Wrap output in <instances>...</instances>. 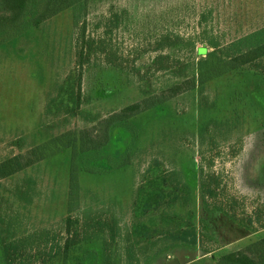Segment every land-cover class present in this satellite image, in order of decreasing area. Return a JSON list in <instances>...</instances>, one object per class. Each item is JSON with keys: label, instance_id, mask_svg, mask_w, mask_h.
I'll return each mask as SVG.
<instances>
[{"label": "rangeland", "instance_id": "rangeland-1", "mask_svg": "<svg viewBox=\"0 0 264 264\" xmlns=\"http://www.w3.org/2000/svg\"><path fill=\"white\" fill-rule=\"evenodd\" d=\"M29 22L0 33V161L32 147L41 158L0 181V264L3 241L16 243L11 264H63L65 257L73 264L81 254L85 264H166L172 258L179 264H218L222 255L237 251L262 258L257 242L264 237V76L244 68L204 85L205 117L220 122L212 151V122L199 144L198 87L183 82L205 57L199 48L209 52L212 44L224 47L264 28V0H87L76 13L65 8L36 27ZM82 32L102 50L82 66L81 114L46 117L56 86L77 71ZM172 84H180L176 94L167 92ZM136 103L138 143L120 158L130 135L101 121ZM93 126L107 131V152L117 161L94 164L89 172L75 165L79 155L74 157L71 144L77 140L79 147L82 131ZM201 152L214 155L212 170L221 174L230 196L219 200L238 220L251 218L253 229L218 215L208 219L199 245L152 255L166 210L144 202L152 180L169 169L179 171L192 190L186 208L200 216ZM72 170L75 198L69 190ZM68 231L72 243L65 256Z\"/></svg>", "mask_w": 264, "mask_h": 264}, {"label": "trees", "instance_id": "trees-1", "mask_svg": "<svg viewBox=\"0 0 264 264\" xmlns=\"http://www.w3.org/2000/svg\"><path fill=\"white\" fill-rule=\"evenodd\" d=\"M87 0H0V33L6 26L13 24L17 25L20 21H30L32 27H36L41 22L45 21L50 16L56 14L65 8L72 9L75 13L82 10L86 6ZM79 7V9H78ZM76 19L80 16L75 14ZM74 16V17H75ZM11 36V35H10ZM10 38V37H9ZM8 38V40H9ZM81 45L78 51V61L76 73L72 72L66 76L57 86L52 97L46 101L44 114L46 117L58 119L76 113L80 110L81 105V77L82 66L86 62V58L93 52L102 50L97 45L95 39H84V33L81 35ZM198 53L205 54V57L199 59L196 67V72L192 73L190 78L184 80L183 84H191L190 88L194 89L197 85L199 94V107L201 108V116L198 125V138L200 146L207 140L206 135L210 131L208 122H212L214 127L210 142V151L212 146H217L215 137L219 133L220 122L214 119L208 120L205 117L204 108L207 106V98L202 95L204 85L210 80L232 70H241L244 68H253L255 72L261 73L264 76V28L251 32L241 38L231 41L226 46L218 47L212 44V50L206 52L205 47L198 49ZM180 84H172L167 87V92L176 94L179 92ZM153 99V98H152ZM140 104H131L121 108L120 110L111 113L107 119L101 122L104 126L120 128L130 135L127 152L119 155L120 158L128 157L130 149L138 143V124L135 120L140 113ZM80 112V111H79ZM81 114V112H80ZM78 147L77 140L71 144V149L74 152L75 165L81 169L91 171L94 164L105 163L107 165L115 164L116 157L107 152L109 145V134L106 130L100 131L95 126L90 127L87 131H82V139ZM202 163L199 167L197 195L200 200V216L191 208H186L192 203V190L190 186L180 178V172L176 169H169L162 176H156L152 180L151 190L148 196L144 198L147 204L153 202L155 207L163 204L166 207L160 215V220L165 225L162 234L155 237L151 245L154 247L152 255H157L161 252L168 251L173 248H191L199 245L201 233L208 231V219L215 218L221 215L228 220L237 223L239 227L251 231L252 220L249 218L247 223L238 220L230 211L226 209L223 201L219 200L222 194L229 199L225 193L223 186V178L221 174L212 170L214 155L205 156L202 152ZM41 158L38 155V149L35 147L29 148L26 151H21L2 161H0V181L7 179L19 172H22L27 167L33 165ZM154 166H151L152 168ZM78 168V167H77ZM147 169L149 172L151 169ZM76 170V167L73 169ZM73 170L70 174V198L76 197L77 183ZM154 174V171L152 172ZM227 195V196H225ZM173 206L184 208V213L176 212L172 209ZM91 224H86V229L91 228ZM99 227V224L93 225V229ZM96 230V229H95ZM204 235V236H205ZM65 244V256L67 249L72 243L69 236ZM87 238V236H86ZM71 241V242H70ZM264 249V237L257 242ZM14 241H3L1 244L2 258L5 264H11L13 257L9 258L10 251L15 249ZM150 247L147 248L149 250ZM90 254V250H86ZM129 256V255H128ZM127 259L131 262L132 256ZM257 257L253 253L237 251L227 253L219 258L218 264H264V256ZM73 264H85L84 254L75 255L72 258ZM68 260L65 257L63 264H67Z\"/></svg>", "mask_w": 264, "mask_h": 264}, {"label": "water", "instance_id": "water-1", "mask_svg": "<svg viewBox=\"0 0 264 264\" xmlns=\"http://www.w3.org/2000/svg\"><path fill=\"white\" fill-rule=\"evenodd\" d=\"M166 264H179V261L177 258H172L166 262Z\"/></svg>", "mask_w": 264, "mask_h": 264}]
</instances>
